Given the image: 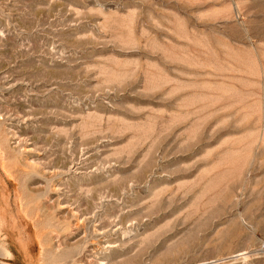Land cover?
<instances>
[{
  "label": "rangeland",
  "instance_id": "374dc122",
  "mask_svg": "<svg viewBox=\"0 0 264 264\" xmlns=\"http://www.w3.org/2000/svg\"><path fill=\"white\" fill-rule=\"evenodd\" d=\"M0 264H264V0H0Z\"/></svg>",
  "mask_w": 264,
  "mask_h": 264
}]
</instances>
